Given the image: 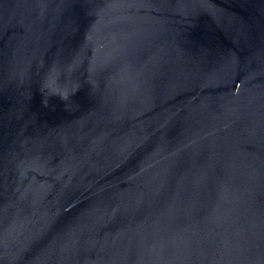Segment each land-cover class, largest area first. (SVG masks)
Listing matches in <instances>:
<instances>
[{"label": "water", "instance_id": "95a60500", "mask_svg": "<svg viewBox=\"0 0 264 264\" xmlns=\"http://www.w3.org/2000/svg\"><path fill=\"white\" fill-rule=\"evenodd\" d=\"M0 264H264V0H0Z\"/></svg>", "mask_w": 264, "mask_h": 264}]
</instances>
